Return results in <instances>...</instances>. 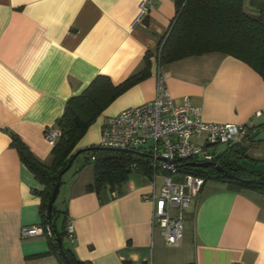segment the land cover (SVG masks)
<instances>
[{"label": "crops", "instance_id": "1", "mask_svg": "<svg viewBox=\"0 0 264 264\" xmlns=\"http://www.w3.org/2000/svg\"><path fill=\"white\" fill-rule=\"evenodd\" d=\"M139 2L0 0V264H57L46 237L19 236L21 227L42 223L37 193L43 186L21 162L12 138L50 166L43 131L55 128L66 101L97 76L115 87L145 74L104 106L94 136L79 140L77 150L98 142L103 117L150 101L157 72L165 76L172 101L186 96L200 109L201 121L249 126L253 132L239 146L264 127L259 75L216 52L159 63L158 43L174 16V2L153 0L142 21L131 26ZM242 2L248 11V0ZM256 112L259 117H253ZM91 180L92 170L90 179L65 186L60 202L73 235L61 245L81 262L264 264V197L257 192L206 180L184 214L181 239L170 247L150 225L151 204L141 199L150 191L144 174L132 172L121 193L104 203L86 189Z\"/></svg>", "mask_w": 264, "mask_h": 264}, {"label": "trees", "instance_id": "2", "mask_svg": "<svg viewBox=\"0 0 264 264\" xmlns=\"http://www.w3.org/2000/svg\"><path fill=\"white\" fill-rule=\"evenodd\" d=\"M173 2L174 16L158 43L159 63L216 52L244 62L264 81V0H248V11L243 9L242 0H173ZM144 75L142 70L115 87L111 86L104 76H97L79 95L69 98L61 116L55 122L59 136L51 146L52 162L48 167L38 163L16 138H12V144L21 162L43 186V190L37 193L40 198L41 225L48 226L50 230L51 235L46 238L50 253L55 257L57 264H90L77 260L72 252L62 245L61 257L56 248L55 237L60 241L66 237L65 211L55 210L52 204L50 214H47L51 190L56 182L60 185L57 174L77 150L75 149L77 142L95 116L108 102L128 86L142 79ZM239 148V145L225 148L216 160V165L226 172V175H230V178L211 167L203 169L186 167V162L180 165V172L203 176L206 180H218L224 182L229 189L250 190L264 197V177L257 174H248L245 177L243 174L247 173L237 168V161L241 158L246 159ZM91 153L90 157L93 159L89 160L92 165V180L86 189L96 194L99 203H104L121 193L120 187L127 182L133 172L129 169L130 164L136 163L138 172L147 177L145 159L140 155L98 150ZM57 221L60 229L56 227Z\"/></svg>", "mask_w": 264, "mask_h": 264}, {"label": "built area", "instance_id": "3", "mask_svg": "<svg viewBox=\"0 0 264 264\" xmlns=\"http://www.w3.org/2000/svg\"><path fill=\"white\" fill-rule=\"evenodd\" d=\"M152 1L140 0L131 26L142 21L152 7ZM259 116V112L253 114V117ZM251 132L253 130L245 124L201 121L200 109L191 104L186 96L177 103L172 101L165 85V76L157 72L153 98L113 116L103 117L98 142L94 147L133 151L145 159L150 191L141 199L151 204V227L159 230L166 246L173 247L183 235L184 214L191 202L197 199L206 180L203 176L180 172V165L184 162L216 164L221 154V151L216 152V146H237ZM58 136L59 131L54 127L43 131V138L49 146ZM147 142L150 144L145 147ZM210 148H214V151L210 152ZM129 169L139 171L136 163L130 164ZM156 178H160L157 189ZM65 234L72 242L70 225H66ZM50 235L48 226L41 224L19 230L20 238Z\"/></svg>", "mask_w": 264, "mask_h": 264}, {"label": "rangeland", "instance_id": "4", "mask_svg": "<svg viewBox=\"0 0 264 264\" xmlns=\"http://www.w3.org/2000/svg\"><path fill=\"white\" fill-rule=\"evenodd\" d=\"M100 115V113L95 116V118L93 119V121L90 123V125L88 126L86 132L84 133V135L79 139L81 140V142L85 143L88 142L84 139V136H94L95 134V127L97 124V120H98V116ZM150 144V142H147L145 147H147ZM244 145L240 146L239 149H241V151L244 153L246 160H249L251 162L254 163H263L264 162V142H260V143H252L250 141H245L243 143ZM92 145V144H91ZM88 147H90V144H87ZM242 147V148H241ZM214 148H210L209 151L213 152ZM216 152L217 151H223L225 150V146L223 145H218L215 147ZM92 155L91 151H85L83 153H80L79 155H77L69 169L67 171H65L59 181L61 183V186H59L61 189L59 191V193H57V196L53 202V207L61 212L63 210H61V199H62V190L65 186L72 184L73 182L80 180V181H85L91 178V170H92V165L91 162L89 160V157ZM247 174H243V176H247ZM160 185V178H156V182H155V186L156 189L159 187ZM59 190V189H58ZM58 220H61V217L58 218Z\"/></svg>", "mask_w": 264, "mask_h": 264}, {"label": "water", "instance_id": "5", "mask_svg": "<svg viewBox=\"0 0 264 264\" xmlns=\"http://www.w3.org/2000/svg\"><path fill=\"white\" fill-rule=\"evenodd\" d=\"M250 142L252 143H260L264 142V127L260 129L259 131L256 132V134L251 138ZM93 150H98V151H111V152H123V153H129V154H135V155H140L136 152L133 151H128V150H120V149H113V148H98V147H87L83 149H78L74 151L69 158L68 162L66 165L63 167L62 170H60L57 174V179L59 181L61 175L67 171L73 161V159L79 155L80 153H83L85 151H93ZM185 166L187 167H193V168H208L211 167L215 169L217 172L222 173L224 176L230 178V175H226V172H224L220 167H218L216 164L213 163H186ZM237 168L248 173V174H257L262 177H264V162L263 163H254L249 160H246L245 158H241L237 161ZM243 181V180H241ZM243 182H248V181H243ZM58 188H59V183L56 182L51 190L49 200L47 202V214H50V210L52 208V204L57 196L58 193ZM55 243H56V248L58 250V253L61 257H63V252L61 248V241L58 237H55Z\"/></svg>", "mask_w": 264, "mask_h": 264}]
</instances>
